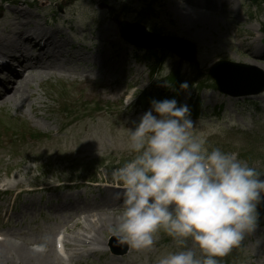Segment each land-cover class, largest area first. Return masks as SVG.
Returning a JSON list of instances; mask_svg holds the SVG:
<instances>
[{"label":"clouds","instance_id":"clouds-1","mask_svg":"<svg viewBox=\"0 0 264 264\" xmlns=\"http://www.w3.org/2000/svg\"><path fill=\"white\" fill-rule=\"evenodd\" d=\"M180 89L187 90V82ZM205 126L191 119L187 103L173 98L153 99L134 128H126L131 158L110 173L121 203L109 232L137 250H153L160 234L169 237L170 248L155 264H221L259 227L264 175L237 154L212 146ZM53 242L64 254L53 233L29 241L37 255Z\"/></svg>","mask_w":264,"mask_h":264},{"label":"rangeland","instance_id":"rangeland-1","mask_svg":"<svg viewBox=\"0 0 264 264\" xmlns=\"http://www.w3.org/2000/svg\"><path fill=\"white\" fill-rule=\"evenodd\" d=\"M54 1L57 0H51L50 7H53L52 2ZM91 1L93 2L90 3V1L87 0H78L76 2H73V0H65L64 3L69 4V7H67L66 10L64 9L66 13L65 17H68V9H74L75 12H77L75 20L77 22L76 26H78L79 23L77 16L79 17L80 21L83 22V14H89L90 12L95 11L96 8L100 7L104 2L113 1L115 7H117L119 5L118 3H120L119 0ZM120 1L126 3L130 2V0ZM250 1L251 0H240L244 6L246 3L245 10ZM40 2L44 4V0H41ZM72 2L73 5L70 6ZM231 2L233 3V15L235 17L244 16L245 12L239 13V11H241L238 9L240 2L236 0H231ZM64 3L61 6H63ZM47 4L49 5V3ZM141 4L142 2L139 0H131L130 7L131 9H136L139 8ZM159 4L162 5L160 8L161 15L158 20L159 24L163 25L171 33H175L178 37H183L186 40L196 43L199 47H208V50L202 53V58L200 61L216 55L222 50V52H227L228 50L230 56L236 55L237 61L238 59L243 61L248 58V53L250 50L256 49L255 45H258L260 40V33L257 32V30L259 28L258 24H264V13L258 12L252 6H249L248 10H250V12L256 16L257 19L250 23H247L245 19L234 24L232 28V32L237 30L241 31V33L238 35L239 39L236 38V43L233 42V45L237 44V47H241V52H237L233 49L227 48L228 45H226L224 42L225 36L228 35L227 32L232 27L231 26L228 28V21L221 16L222 14H220L221 9L224 6L219 11H216L218 8L213 9L217 14L214 17L210 9H203V6L200 5L189 6L186 4H181L180 0H174V2L172 0H161ZM227 6L229 5L225 4V7ZM189 8L192 12H194L193 10L204 12V20L198 18L195 22L184 21L185 11ZM104 11L105 10L102 9V12ZM198 12L196 14H198ZM103 15L105 16V12ZM130 16L131 15H128V18ZM85 17L86 16H84V19ZM223 20L225 21L223 22ZM114 29L115 27L112 22L105 21L104 31L106 33L111 34ZM246 34H250L254 38L253 41H250L247 44L244 43L245 39L243 37ZM210 42L218 44L217 47L214 48L210 46ZM222 42H224V46L221 45ZM258 48V51H262L260 49H263L262 45H260ZM229 55L223 54L225 57H228ZM259 65V67L264 70V64ZM183 69H186V67L183 66ZM120 70V67H118L114 73L118 75V71ZM117 81H119V77ZM61 85L62 82H56L54 80L44 85L46 95L51 99L49 102L43 97L42 93L34 85L30 86V92L33 93V97L31 98L33 105L37 107V103H45L47 108L50 107L52 110H54L53 116L49 117L45 115L42 109L36 111L35 113H31L27 103L22 106L9 104L8 107L0 109V121L3 122L2 128H4L2 131L3 134L1 133L0 137V182L5 180L4 177H8L10 175H14L20 179L27 168L31 169L29 175L25 179H21L29 182L39 175V170L44 164L51 163V173L48 172L44 167L45 169H43V173L45 176H41L39 181L36 183L39 184L43 181L45 184H49L50 179L48 174H53L56 153H60L63 148H73L79 154L84 150L85 154L90 155V158H88L89 160H92L98 156L106 155L111 149L114 152L112 155L115 156H119L122 153L128 154V151L125 147L128 139L127 132H123L120 127L116 129H114V127L111 129V119L108 116L107 118L109 120H106L105 114L103 112H97L95 118H82L74 122H72V119L67 118V122H70L71 127H74L75 130L63 133L62 135L55 138L56 131L53 129L58 127V123L61 120L62 122L65 121V114L60 111L63 108V104L68 106V108L73 107V110H77L80 104L89 102V98L84 100V98L77 94L73 88H69V93L62 91L60 89ZM114 97L115 96H107V98H105L103 94L99 95V98H105L106 102H111ZM257 101L261 103L262 98L257 99ZM232 102V100H229L227 102V106L230 107ZM211 104H213V102ZM108 106H110V104ZM86 111H89V108ZM253 111L254 110H245L244 112L246 115L245 113H234V117L232 119L234 124L231 126L224 122H220L216 125L215 121H213L211 118H206L204 120L206 122V126L203 128V131L207 135L209 143L222 148L224 151H230L232 147L238 149V151H242L243 148L241 147L246 145L242 138V136L245 135L246 137L250 138L249 142L252 146L264 153V130L262 132V123H257V121L250 118V116L247 117ZM79 113H83L82 107L79 109ZM33 115H37L39 117L38 120H35ZM134 119L135 118L133 117L132 121L128 122V127L131 126V123L134 122ZM27 131H30V133L31 131H35L43 135L49 133L51 140L44 138L46 137L44 135L42 139H38L36 141L31 139V137L25 133ZM197 131L199 132L200 129L198 128ZM17 133L18 135L13 139L12 136ZM113 138H116V144L113 142ZM96 142L98 143L97 145L95 144ZM103 147L106 149L104 152H102ZM46 154H49L50 156H47V159L45 157ZM32 159L37 161H33ZM77 161L78 160H75L73 164ZM252 165L257 169V171H264V163L261 161H254ZM58 169H61L60 171L55 172L58 175L60 174L65 177L69 176V169H62V167H58ZM72 175L75 176V174ZM261 178L264 179V177ZM99 181L102 184H106V186H115L110 182L108 170H101L99 174ZM57 192L58 191L52 193L46 192L42 195L43 199L40 195H38L39 193H35L33 196L22 194L16 201L17 209L15 213H19L17 218H19L20 221L16 223V219L15 221L11 219V225L10 227L6 228V230H10L16 235L20 234V236H23L26 241H38L44 232L54 233L60 229L70 215L64 213H52L48 209L53 203L56 205L70 203L71 209L74 208L72 211L75 213L78 209L94 206L92 201L96 198L97 200L102 198V202H98L99 204L109 205V203L105 201L103 197L111 194L110 192H106V188H100V190L92 188V190L88 191H65L62 193V197L56 195ZM94 194L96 198L94 197ZM60 198H63V200ZM8 201L9 200H6V198L0 200L1 210L6 207ZM24 202H32L34 209H30L28 211L24 210V208L22 209ZM74 213L72 212L70 216L74 215ZM118 220L119 218L117 217L114 224H116ZM114 224L109 227L107 226L106 230L110 229ZM4 232L11 234L9 231ZM18 239L21 240V238ZM162 239L163 237L158 239L156 247L150 251L132 248V254H129L128 257L123 258L120 262H116L114 264H155L156 258L162 252L168 250L172 244V242L168 243L162 241ZM234 254L236 255L234 256L235 258L230 261L231 264H264V230H258V232H255L254 235H248L243 242L242 248H240L238 252L236 251ZM9 263L17 264L14 261ZM0 264L8 263L0 262ZM102 264H106L105 261H103Z\"/></svg>","mask_w":264,"mask_h":264},{"label":"bare ground","instance_id":"bare-ground-1","mask_svg":"<svg viewBox=\"0 0 264 264\" xmlns=\"http://www.w3.org/2000/svg\"><path fill=\"white\" fill-rule=\"evenodd\" d=\"M199 1L200 5H206L207 3L203 0ZM190 2L192 1L190 0ZM24 6H27L25 1L16 3L15 11L8 14L5 18L7 25L3 27L2 36L0 37V56L4 57L7 62L15 61L23 67V72L19 75L15 73L11 65L7 64L5 66L11 75L15 76V79L11 83L7 82L6 85H2L4 92L0 95V101L3 103L22 104L29 98L27 91L30 84L33 81L39 82L38 85L41 84L43 78L52 76L55 71L62 70L67 73H74L71 69H68L70 59L63 52L64 45L60 43L59 37L63 39V35L61 33L59 37L56 35V22L54 21L51 25L47 24V22L41 23L39 17L27 12ZM204 15L203 13L196 14L189 8L185 11L184 21L195 22L198 18L204 20ZM42 26H47L48 29ZM85 39L87 38L82 36L80 43L82 53L79 55L70 54V57L74 58L81 66L87 65V58L84 57L91 50L86 45ZM12 51L18 52L20 59L15 60V56L10 54ZM30 51L34 53L31 54ZM252 57H255V55L252 54ZM61 59H64L63 62ZM99 62L101 61L99 60ZM0 69H2V66H0ZM26 73L27 75H25ZM18 185H20V182H17L14 187ZM106 221L112 223L115 220L111 217L97 218L93 224L101 225ZM69 230L67 229V231ZM27 246L28 244L14 245L6 240L0 241V262L9 263L13 260L19 264L54 263L55 252L52 246L49 247V251L44 255L34 254L28 250Z\"/></svg>","mask_w":264,"mask_h":264},{"label":"water","instance_id":"water-1","mask_svg":"<svg viewBox=\"0 0 264 264\" xmlns=\"http://www.w3.org/2000/svg\"><path fill=\"white\" fill-rule=\"evenodd\" d=\"M150 39H152V38H150Z\"/></svg>","mask_w":264,"mask_h":264}]
</instances>
